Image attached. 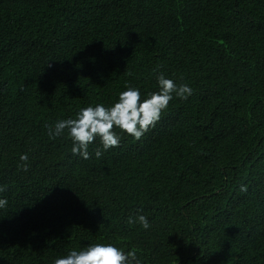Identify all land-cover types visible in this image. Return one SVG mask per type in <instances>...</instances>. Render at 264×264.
<instances>
[{
	"label": "trees",
	"instance_id": "trees-1",
	"mask_svg": "<svg viewBox=\"0 0 264 264\" xmlns=\"http://www.w3.org/2000/svg\"><path fill=\"white\" fill-rule=\"evenodd\" d=\"M160 73L193 94L139 140L115 128L86 160L67 130L49 137ZM0 187V264L95 243L140 264H264V0H0Z\"/></svg>",
	"mask_w": 264,
	"mask_h": 264
},
{
	"label": "clouds",
	"instance_id": "clouds-1",
	"mask_svg": "<svg viewBox=\"0 0 264 264\" xmlns=\"http://www.w3.org/2000/svg\"><path fill=\"white\" fill-rule=\"evenodd\" d=\"M50 66V65H49ZM159 90L150 92L142 97L139 89L126 85V90L118 94V100L110 106L96 104L80 108L75 118L58 120L54 125L46 124L51 139L61 136L67 130L73 142L72 153L83 159H90L89 145L97 138L104 150L118 147L121 137L115 128L139 140L150 127H154L160 120L161 114L167 109L173 94L180 99H187L193 94V89L187 84H177L166 78L163 73L157 76ZM97 158L102 153L95 152ZM21 161H27V154L20 156ZM27 171V164L21 165ZM242 191H246L242 187ZM5 191L0 187V192ZM8 201L0 199V208H4ZM144 229L150 224L144 215L137 218ZM136 221L129 218V223ZM53 264H140L136 252H124L111 243L89 244L81 250H71L66 255L56 258Z\"/></svg>",
	"mask_w": 264,
	"mask_h": 264
}]
</instances>
